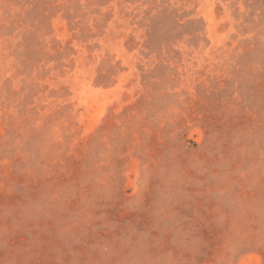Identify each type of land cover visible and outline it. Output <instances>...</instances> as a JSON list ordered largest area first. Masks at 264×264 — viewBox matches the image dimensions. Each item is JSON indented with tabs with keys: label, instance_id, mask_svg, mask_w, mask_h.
Returning <instances> with one entry per match:
<instances>
[{
	"label": "rangeland",
	"instance_id": "obj_1",
	"mask_svg": "<svg viewBox=\"0 0 264 264\" xmlns=\"http://www.w3.org/2000/svg\"><path fill=\"white\" fill-rule=\"evenodd\" d=\"M0 264H264V0H0Z\"/></svg>",
	"mask_w": 264,
	"mask_h": 264
}]
</instances>
